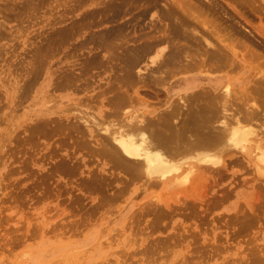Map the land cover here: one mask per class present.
Instances as JSON below:
<instances>
[{"label": "rangeland", "instance_id": "rangeland-1", "mask_svg": "<svg viewBox=\"0 0 264 264\" xmlns=\"http://www.w3.org/2000/svg\"><path fill=\"white\" fill-rule=\"evenodd\" d=\"M178 9L197 36L230 41L248 61L192 69L175 50L194 42ZM156 41L162 59L174 55L139 79L134 61ZM263 70L264 0H0V264H264V175L242 155L222 153L198 185L173 184H188L181 192H138L33 100L39 83L60 80L47 85L50 104L71 95L103 120L121 92L157 103L166 85L246 75L249 88Z\"/></svg>", "mask_w": 264, "mask_h": 264}, {"label": "bare ground", "instance_id": "bare-ground-1", "mask_svg": "<svg viewBox=\"0 0 264 264\" xmlns=\"http://www.w3.org/2000/svg\"><path fill=\"white\" fill-rule=\"evenodd\" d=\"M178 11L177 24L188 32H194L195 37L187 33L194 42L188 48L178 46L175 50L184 59L189 55L194 63L192 69L207 76L210 71L214 72L213 68L204 67L207 60L222 61L223 65L232 68L239 62L242 66L248 61L239 56V49L230 41L219 39L214 42L203 32L197 36L195 24L190 27L191 20L185 10ZM158 42L147 43L142 54L137 55L134 62L138 78L150 76L161 68L163 62L173 57L171 50L162 59L163 52L157 46ZM199 53H203L201 57H198ZM57 76L60 78V74ZM246 77L237 78L232 85L231 76L215 82L189 81L172 89V93L168 92L166 85V95L157 103L138 96H130V100L128 92H121L117 97L118 106L106 112L111 118L103 120L92 114L89 118L71 95L60 105L54 107L50 104L52 93L47 85H51L54 91L61 84L60 80L58 84H54L52 78L46 84L45 81L39 83L33 100L42 113L49 115L46 118H52L48 120L50 124L61 122L69 129V134L76 136L77 142L94 146L93 150H97L102 158V165L108 162L109 170L127 175L135 184L136 191L139 187L147 191L149 187L159 185L168 192L178 193L188 184L183 187L173 184L189 180L190 185H198L200 171H207L211 163H220L222 153L242 155L246 163L249 161L259 174L264 175V70L262 75L253 79L252 87H246ZM192 85L193 90L198 89L193 93L186 91ZM1 86L4 87L3 84ZM133 101L142 106L134 107ZM237 113L241 115L236 116ZM232 115H235L234 122L229 119ZM57 126L64 129L59 124ZM253 200V197L247 199L250 211L254 208Z\"/></svg>", "mask_w": 264, "mask_h": 264}]
</instances>
